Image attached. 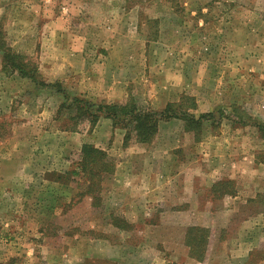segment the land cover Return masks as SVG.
<instances>
[{
	"label": "rangeland",
	"instance_id": "374dc122",
	"mask_svg": "<svg viewBox=\"0 0 264 264\" xmlns=\"http://www.w3.org/2000/svg\"><path fill=\"white\" fill-rule=\"evenodd\" d=\"M83 32L105 61L85 75L70 72V44ZM1 44L69 96L133 98L153 111L181 101L216 118L200 130L159 121L148 142L135 134L125 141L112 120L78 124L63 93L3 71L0 48V264H264L256 221L264 191L249 199L242 189L244 172L264 164L255 125L264 124V0H0ZM93 74L101 79L88 81ZM109 93L114 101L100 100ZM85 143L114 163L96 201L83 194V174L70 175ZM148 163L167 192L137 210L115 207L132 190L113 175L117 165L136 171ZM217 167L229 175L214 183ZM116 189L122 197L108 198ZM118 218L128 228L114 226ZM194 226L208 239L203 260L186 242ZM99 239L110 243L106 257Z\"/></svg>",
	"mask_w": 264,
	"mask_h": 264
},
{
	"label": "trees",
	"instance_id": "16d2710c",
	"mask_svg": "<svg viewBox=\"0 0 264 264\" xmlns=\"http://www.w3.org/2000/svg\"><path fill=\"white\" fill-rule=\"evenodd\" d=\"M1 45L3 71L11 70V73L17 72L21 77L31 80L37 86L42 88L51 87L56 89V92L63 93L65 101L62 105L67 109L73 110V118L78 124L82 121H87L90 127L93 128L101 118L111 119L115 127H121L126 130L125 141L135 134L138 138L140 137L141 141L148 142L156 134L159 121L178 118L183 120L185 128H198L200 130L205 122H213L216 118L212 112L196 115L190 112L181 101L178 104L169 103L162 111H153L140 108L133 98L126 102L106 103L94 102L79 96H69L65 89L62 88L61 82H46L41 78L37 66L30 63L25 58V55L13 52L3 46V44ZM67 100H70V102L67 103ZM255 125L262 136H264V124L256 121ZM73 129L70 128V130ZM107 157L106 152L103 150L85 143L81 147L80 158L77 162L78 167L70 170V175L76 173L83 174L85 180L88 182V190L83 192V194L88 193L92 195L94 201L98 199L100 191L99 181L105 173L114 171V163L113 161L106 160ZM119 221V218L113 220V225L121 229L128 228ZM204 230L197 226L192 227L186 240L191 248L192 255H196L199 260H203V255L206 252L208 239L202 233Z\"/></svg>",
	"mask_w": 264,
	"mask_h": 264
},
{
	"label": "crops",
	"instance_id": "0c3cea01",
	"mask_svg": "<svg viewBox=\"0 0 264 264\" xmlns=\"http://www.w3.org/2000/svg\"><path fill=\"white\" fill-rule=\"evenodd\" d=\"M84 34H85V32H83L81 35L77 34L76 39L80 42V43L77 42V44H78L77 47H74L71 49L72 45L70 44V72L73 71V72L81 73L83 75H85V73L89 72V68L93 65L94 62H98L100 65L105 64L103 56L102 57L99 56L96 58L95 56H93L90 53L91 50H90V47L87 46L88 44L85 42L86 39H84ZM96 52H98V53L101 52L100 48H98L96 50ZM64 65H66V64H64ZM13 76H17L20 79L27 80L26 78L21 77L17 72H15ZM103 77H105V76H103ZM87 78H88V81H91V80L97 81L98 79H101L100 76L97 74L88 75V77H86V79ZM117 79H118V82H122L126 78L123 76V74H121V75L116 76V78L114 79L115 83H116ZM82 93H83V96H85L89 99H92L89 96L91 94H87L85 91H83ZM113 93L115 94L116 92L113 91ZM111 94L112 93H109L107 98L105 95L104 96L102 95L100 100H106L107 101L108 99H112V97H114V96H112ZM200 96H201V94H200ZM112 100L114 101L115 99H112ZM207 112H210V111L202 110L201 113H207ZM106 119H108V118H104L105 121H108ZM109 120H111V119H109ZM171 120H173V118H171L169 120L162 121L160 123V126L162 125V123H164V122L166 123L168 121L170 122ZM104 123L105 122H103V124ZM210 124H212V122ZM203 125H205V124H203ZM23 143L24 142H22L20 145H22ZM147 166L148 167L145 166V167H142L140 170H136V171H134L133 168L130 171H126V170L124 171L123 170L124 167L122 166V164L117 165L116 170H115L113 175L117 176L118 178H120L122 180L131 181V185H132L131 189L132 190H129L130 191V197L129 198H126V196H128V195L124 191V196L126 199L125 202H123V204L118 203V204H116L115 207L120 205V206L126 207L127 209L137 210L138 207H140L141 202H143V201L148 202L146 198H148L149 201H153V199L159 198L160 195L165 194L167 192L166 188H161V186L158 185L160 183V180L158 179V176L156 173L158 171V169H156V167L151 168L149 166V163ZM262 167H263V169H261L260 171H258V170H256V171H245L244 170L246 173L244 172V175H243L244 182H243V188L242 189L244 192V196L248 197L249 199L254 198L256 195H258V194L262 193V191H264V164L262 165ZM165 168H167L166 161H165ZM164 173L168 175L167 180H168V178H171V177L174 178L175 177V172H164ZM228 175L229 174L226 172V170L223 171V168L217 167L215 170V173L212 174V178H214L212 180V182L215 183L216 181L226 179V177ZM202 176H203V178H200V179H206L205 174H203ZM176 177H177V174H176ZM229 177H235V176L231 175ZM197 179L200 180L199 177H197ZM120 193H121V190L116 189V191H112V192L108 193L107 197L109 198V197L113 196V197H115V199H118L119 197H122L120 195ZM246 193H248V194H246ZM233 194L234 193H231L230 196H234ZM235 198H237V196ZM112 207H114V206H112ZM145 207L148 208V207H150V205L146 204ZM256 221L258 222V238H259V240L264 239V215L261 214L260 218ZM254 223L257 224L256 222H252V225ZM96 243H97V248H99L100 250L102 249V247L105 248V257H106V248L110 247L109 241H106V239H99V240H97ZM97 253L100 254L101 251H99ZM66 255L70 256V253H68ZM74 255H75V253L73 252V256ZM50 261H52V260H50ZM68 263H70V260L68 261ZM49 264H51V262H49Z\"/></svg>",
	"mask_w": 264,
	"mask_h": 264
}]
</instances>
